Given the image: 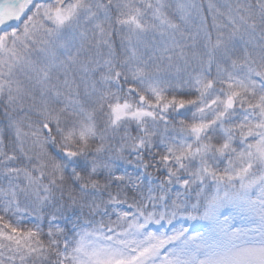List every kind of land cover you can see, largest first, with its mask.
Masks as SVG:
<instances>
[{
  "label": "trees",
  "instance_id": "16d2710c",
  "mask_svg": "<svg viewBox=\"0 0 264 264\" xmlns=\"http://www.w3.org/2000/svg\"><path fill=\"white\" fill-rule=\"evenodd\" d=\"M89 2L91 7L93 2L96 4L89 21L122 23L114 28L121 30L120 41L112 33L109 44L108 53L110 57L115 55V62L122 61L129 38L133 39L130 47L135 63H130L129 75L119 80L121 85L132 96L142 98L146 106H157L161 112L179 105L187 107L183 113L174 109L167 124L147 109L144 110L149 121L139 115L144 110L136 108H127L122 120L119 115L111 116L107 107L117 89L113 71L98 69L101 50L95 43L93 58L89 46L76 55L77 46L83 42L72 48L75 53L56 54V61L53 60V64L62 65L66 60L74 64L80 61L77 69L84 81L70 72L63 75L73 78L68 80L72 91L42 93L23 83L28 94L20 90L12 99L0 95V120H8L13 127L10 133L0 130V141L6 143L8 138L11 142L10 153L0 149V264H62L63 235L68 238L71 234L70 217L81 215L93 218V227L105 232L96 241L79 239V244L72 245L69 264H91V256L96 264H131L137 250L129 247L124 251L116 246L128 245L129 233L109 231L108 223L117 225L118 217L126 212L131 219L138 215L144 221L159 212L161 220L178 222L172 229L175 230L185 220L200 222L204 214L213 218L212 205L207 209L200 205L190 218L187 214L202 189L213 194L219 191L217 180L226 176L225 169L242 177L255 175L249 182L252 198L244 203L258 212L255 216L264 212V146L257 162L250 164L248 160L251 147L259 146L264 135L254 132L255 137L242 141L244 136L231 133L242 131L241 127L258 119L263 109L256 102L260 95L264 97V0H212L219 10L215 17L206 0H180L189 7L184 17L176 16L178 11L170 7L173 34L163 41L126 31L125 12L116 9L113 0ZM80 15L84 20V13ZM129 15L128 27L137 13ZM107 25L112 28L113 24ZM151 34L157 36V30ZM171 58L177 63V72L173 74L175 62ZM27 72L24 67L23 81ZM57 72L59 77L54 78L66 81ZM38 78L41 79L40 75ZM17 82H21L19 77ZM65 88L62 83V89ZM208 90L220 92L218 96L225 93L237 106H242V110L237 107L239 111L247 113L239 117L235 111L238 116L233 119L226 117L231 115L227 110L226 115L218 109L212 113V101L205 97ZM121 101L127 100L123 97ZM197 102L202 106L197 107ZM153 120L157 122V131L150 132ZM45 124L49 125V134L43 131ZM108 129L114 136L103 143L101 139ZM114 132L122 138L119 140ZM134 147H138L136 151H128ZM65 149L72 156L69 166L60 168L55 159ZM115 154L118 156L114 158ZM135 198H140V202ZM236 202L224 198L222 204H216L228 215L225 220H218L221 224L236 222V211L229 207ZM170 205L176 207L177 217H165ZM261 223L264 229V219L252 218L239 229L247 232ZM134 225L140 227L139 223ZM72 237L71 244L77 241ZM201 242L202 234L194 244ZM193 247L188 245L184 249L177 245L172 254L161 255L151 264H188Z\"/></svg>",
  "mask_w": 264,
  "mask_h": 264
},
{
  "label": "rangeland",
  "instance_id": "374dc122",
  "mask_svg": "<svg viewBox=\"0 0 264 264\" xmlns=\"http://www.w3.org/2000/svg\"><path fill=\"white\" fill-rule=\"evenodd\" d=\"M169 0H127L126 2H122L117 6V9L121 12H125L124 20L125 30H131L136 32L139 36L143 34L145 37H150L151 40H160L168 38L173 34L172 28L174 27V23L170 21L171 16H169V10L167 9V5ZM212 0H206L209 11L215 17L217 13L215 11L219 10L213 6ZM167 4V5H166ZM223 4H221L222 6ZM175 9L178 12H175L176 16L184 17L185 10L189 7L186 4H182L180 1L176 2ZM93 7H91V3L89 0H44L41 5H34L31 7L29 14L27 15V21L19 22L15 27L19 26V30L15 33V30L10 31L6 36L0 37L3 43L0 45V79L7 78V82L0 83V95L7 98L8 96L12 98L16 97L20 90H24L23 83H29V86L33 89L38 90L39 92L48 93L52 92L54 94H58L62 89V83L66 85L65 92L68 93L72 91L73 88L69 87L68 80H72L71 77L63 76L66 73L73 72L74 63H71L70 60H66L64 65L54 63L56 54L59 55H69L70 52L75 53L72 48L77 45V43L83 42V45H78L76 48V55L82 54L83 47L85 45L86 49L90 50L89 53L93 58V41L105 42L109 45V37L112 35V31L109 34L110 27L107 25L108 22L101 21H92L89 26L90 20V12ZM81 13H84L83 19L81 20ZM132 13H137V17L134 23L130 27H126L129 24V18ZM224 14V13H223ZM225 16L229 17V15L225 14ZM26 18V17H25ZM63 20V22H62ZM88 23V24H87ZM118 23H121L118 21ZM211 26H221L219 23H211ZM93 27H95L93 33ZM157 28V32L160 34L162 39H159L157 36L151 34V30ZM165 30L167 35H165L162 30ZM66 31V32H65ZM68 32V33H67ZM66 33V35H64ZM240 33V32H239ZM63 34V36H59ZM241 35V33H240ZM0 40V42H1ZM176 42L170 41V44H175ZM108 45L106 46L105 51L109 50ZM133 45L132 37L129 38L128 46ZM102 51V48H99ZM133 50V48L131 47ZM105 53V52H104ZM102 55L100 56V64H102L103 59ZM85 58H89L85 56ZM56 61V60H55ZM172 62H175L171 58ZM39 65V74L40 81L33 76L30 80L31 74L33 72L32 69L35 65ZM24 67L28 68L27 75L24 77L22 72L24 71ZM104 67L107 71L112 70L115 67V60L110 58L104 63ZM116 68H123L122 64H116ZM177 63L172 70V74L177 72ZM57 70L61 73L63 79L66 81L63 82L61 78H55L54 76L59 74ZM82 72H85L83 68L79 69ZM187 71V68L183 69ZM19 74V78L21 80L19 87V83L17 82V75ZM78 80L84 81V78H80L79 75H76ZM57 80V81H56ZM103 88V83L101 84ZM4 88V89H3ZM229 93L233 96L234 94L228 90ZM218 91L208 90L205 93V97L212 102L209 104L212 113L214 111L219 110L220 113L225 112L226 103L228 100L227 95L221 94L218 96ZM234 100V99H233ZM121 101V99H120ZM130 103L129 111L134 108H138L140 110L147 109L153 113L157 118H163V124H167L170 122L174 116L173 110L176 107H173V110L167 112H161L157 108V106L148 105L142 103V101L135 102L133 98H129L127 100ZM135 102V104H133ZM195 102V101H194ZM235 106L232 111H229L231 115H226L227 118L233 119L239 114V117L243 116V113H247V111H239V108L242 110V106H237L236 101ZM98 105V104H97ZM256 105L262 106V113L258 115V119L247 122L246 125L241 127L242 131H232V134L238 133L241 136V140L245 141L248 138L255 137L257 134L264 135V97L262 95L259 96ZM187 107V105H183ZM200 102H197V107H201ZM117 103L109 107V111L111 113L117 112V115L120 116L121 120L125 118L127 112L126 110L120 108ZM239 107V108H237ZM144 110L139 115L143 120L149 121L151 119L147 116ZM235 111L237 113H235ZM240 124V122L238 123ZM256 125V126H255ZM246 127V128H245ZM113 128V127H112ZM205 128L207 126L205 125ZM114 129V128H113ZM150 132L157 131V122L152 121L150 124V128H148ZM0 130L3 132H12L13 127L8 120L0 121ZM206 132V130H205ZM114 134L120 140L122 137L118 135L117 132ZM258 135V136H259ZM129 142V141H128ZM128 142L126 144L128 145ZM260 145L251 147L250 152L248 153V160L250 164H254V161L257 162L256 158L258 157L262 147L264 146V137L259 139ZM257 144V141H256ZM10 145L11 142L8 138H6V143L0 141V149H6L7 153H10ZM129 147V146H128ZM138 147H134L130 152L136 151ZM101 147H99L98 152H100ZM208 154L206 153L205 156ZM118 154L114 155V158L117 157ZM251 157V158H249ZM225 177L223 179L217 180V184L219 185V191L214 192V199L209 201L207 196L211 192L210 190L202 189L201 193L196 196L195 206L192 207V210H189L187 217L190 218L191 215L197 213L198 207L203 205L201 209H207L212 205L214 208L213 212L214 217L206 220L208 217L207 214L202 215V222L207 225L209 223V227L201 229V233L206 235L204 242L194 244L193 239L185 238L186 230H187V221L183 224V227H178V229L171 231L169 236L163 235L162 233L156 235L150 229L153 226H163L167 229L172 225L174 221H168L166 219H160V213H156L147 217V221H140L139 219L142 216L132 215L131 217L127 216V212L118 217V224L120 232L125 231V235L128 232V236L126 238V243L128 245H123L124 251L129 247H134L137 250L136 258L131 264H147L146 259L153 263L158 260L160 254L164 253L168 255L173 249V245L180 243V245L185 249L188 245H193L194 247L190 249V256L188 259V263L191 264H264V229L263 223L260 224L258 228L251 229L249 233H242L237 231L238 227L242 225L244 222H248L252 218H258L259 220L264 219V212H260L261 216H255L258 212H254L251 205H247L244 203V200L250 201L252 190L249 186L250 180L255 176L252 174L250 177H242L239 174L234 172H230V170H224ZM216 184V180L214 181ZM142 187L139 188L141 190ZM226 200H234L237 202L230 205L229 207L235 209V218L234 220L238 221L239 226H222L219 224H214L216 220H225L218 219L220 210L217 208V205L223 203V199ZM136 199V198H135ZM140 202V198H137ZM208 203V205L206 204ZM264 207V203H263ZM169 211L166 213V218L169 217H177L176 207L170 205L169 208L166 209ZM154 217V218H153ZM128 218L131 221L127 224ZM74 219V220H73ZM73 220V221H72ZM71 223H68V228L70 231H73V235H69V239L83 237L86 239H94L101 238L102 234H104L105 230L101 228L93 227V222L89 223L87 226H83L84 224H88L85 218L77 217L72 218ZM92 221V220H91ZM134 223H139L140 227L136 228ZM168 226H164V224H168ZM198 222H194L193 225H199ZM127 225V226H126ZM87 227V228H86ZM208 227V228H207ZM95 228V229H94ZM123 228V229H121ZM235 230V231H233ZM114 232V233H116ZM82 233V234H81ZM155 236L158 237L155 238ZM190 237V236H188ZM146 238V239H145ZM145 239V242L143 241ZM71 241L64 242V252H69L71 248ZM146 244L145 248L143 245ZM70 246V247H69ZM170 247V249L167 248ZM128 251V250H127ZM132 253L133 251H128ZM66 259V254H63V261ZM65 263V262H64ZM162 264V262L160 263Z\"/></svg>",
  "mask_w": 264,
  "mask_h": 264
},
{
  "label": "water",
  "instance_id": "95a60500",
  "mask_svg": "<svg viewBox=\"0 0 264 264\" xmlns=\"http://www.w3.org/2000/svg\"><path fill=\"white\" fill-rule=\"evenodd\" d=\"M231 105H232V104H231V103H229V107H231Z\"/></svg>",
  "mask_w": 264,
  "mask_h": 264
}]
</instances>
